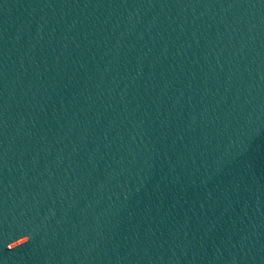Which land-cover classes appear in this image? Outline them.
<instances>
[{
  "label": "water",
  "instance_id": "water-1",
  "mask_svg": "<svg viewBox=\"0 0 264 264\" xmlns=\"http://www.w3.org/2000/svg\"><path fill=\"white\" fill-rule=\"evenodd\" d=\"M264 157V0H0V264H221Z\"/></svg>",
  "mask_w": 264,
  "mask_h": 264
}]
</instances>
